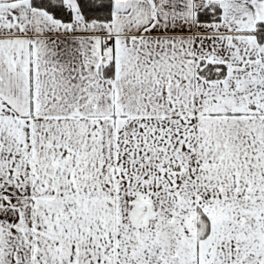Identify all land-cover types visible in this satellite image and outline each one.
<instances>
[{
    "label": "snow or ice",
    "instance_id": "obj_1",
    "mask_svg": "<svg viewBox=\"0 0 264 264\" xmlns=\"http://www.w3.org/2000/svg\"><path fill=\"white\" fill-rule=\"evenodd\" d=\"M0 264H264V0H0Z\"/></svg>",
    "mask_w": 264,
    "mask_h": 264
}]
</instances>
